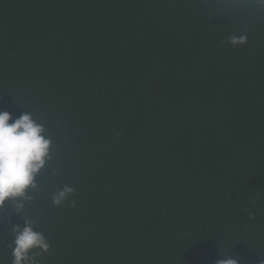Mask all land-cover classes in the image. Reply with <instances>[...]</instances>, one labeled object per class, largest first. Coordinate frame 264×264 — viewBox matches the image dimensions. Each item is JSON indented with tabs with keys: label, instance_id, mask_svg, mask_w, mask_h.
I'll use <instances>...</instances> for the list:
<instances>
[{
	"label": "trees",
	"instance_id": "trees-1",
	"mask_svg": "<svg viewBox=\"0 0 264 264\" xmlns=\"http://www.w3.org/2000/svg\"><path fill=\"white\" fill-rule=\"evenodd\" d=\"M26 110L52 139L40 264H264L257 0H0V111ZM16 225L0 213V264Z\"/></svg>",
	"mask_w": 264,
	"mask_h": 264
},
{
	"label": "clouds",
	"instance_id": "clouds-1",
	"mask_svg": "<svg viewBox=\"0 0 264 264\" xmlns=\"http://www.w3.org/2000/svg\"><path fill=\"white\" fill-rule=\"evenodd\" d=\"M264 7V0H257ZM232 47L247 42L244 35L229 37ZM25 109V108H24ZM10 121H12L10 123ZM52 139L45 125L38 122L26 110L13 120L11 113L0 111V213L11 208L22 217L23 226L10 230L11 264H40L43 256L50 251L49 238L27 215L34 193L38 189L36 180L41 172L50 167ZM75 187L64 185L51 193L53 206L61 208L75 194ZM5 241L0 240V244ZM233 246L220 252L217 264H244L243 256L229 255Z\"/></svg>",
	"mask_w": 264,
	"mask_h": 264
}]
</instances>
